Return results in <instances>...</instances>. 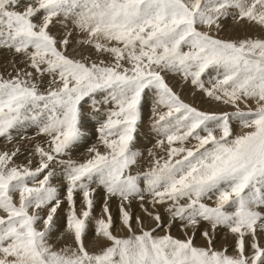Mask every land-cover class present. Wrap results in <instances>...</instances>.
<instances>
[{
    "label": "snow or ice",
    "instance_id": "1",
    "mask_svg": "<svg viewBox=\"0 0 264 264\" xmlns=\"http://www.w3.org/2000/svg\"><path fill=\"white\" fill-rule=\"evenodd\" d=\"M0 59V264H264V0H0Z\"/></svg>",
    "mask_w": 264,
    "mask_h": 264
},
{
    "label": "rangeland",
    "instance_id": "2",
    "mask_svg": "<svg viewBox=\"0 0 264 264\" xmlns=\"http://www.w3.org/2000/svg\"><path fill=\"white\" fill-rule=\"evenodd\" d=\"M242 30H240V32L238 31V33L237 34H235L234 35V32H232V33H230V32H227V33H225L224 35L225 36H231V37H236V36H240V35H243V31L241 32ZM240 33V34H239ZM1 62H0V65H3V59H1L0 60ZM0 69L1 70H3L2 69V67H0ZM168 79H169V82L170 83H175V81L176 80H178V78L177 77H173V76H171V75H169V77H168ZM175 87H176V90L178 91V92H180V94H181V96H182V98L186 101V102H188V103H191V104H194L195 106H197V107H200V108H203V109H207V108H205V106L206 105H208V106H210V104H209V102L207 101V99L206 98H204V97H202V95L200 94V93H196L195 95H193L192 94V89L190 88V87H188V86H185V87H183V88H181L180 87V85L179 84H175ZM204 99V100H203ZM204 101V102H203ZM203 102V103H202ZM203 104V105H202ZM211 107H215V104L213 103V104H211ZM149 116H150V112L148 111V109L147 108H145V111H144V125L142 126V128H141V132H145V131H147V128H148V125H149ZM239 126L238 125H234V131H236V132H239ZM91 142H93V141H91ZM155 141L153 140L152 141V143H154ZM0 143H2V142H0ZM147 143V142H146ZM152 143H147V147H151L152 146ZM137 147H142V145H137ZM159 154V153H158ZM77 155H79V153H77ZM99 200H100V197L98 196L97 197V212H96V214L98 215L99 214ZM138 211V210H137ZM113 212L115 213V203L113 204ZM175 232V233H174ZM173 235H181V234H179V232L177 231V229H173ZM220 237H221V239H222V237H223V233H221L220 234ZM196 242L197 243H201V239H200V237L199 236H197L196 237ZM218 243H219V241H218Z\"/></svg>",
    "mask_w": 264,
    "mask_h": 264
},
{
    "label": "bare ground",
    "instance_id": "3",
    "mask_svg": "<svg viewBox=\"0 0 264 264\" xmlns=\"http://www.w3.org/2000/svg\"><path fill=\"white\" fill-rule=\"evenodd\" d=\"M238 31L240 32V30H237V31L234 32V35L237 34ZM241 32H242V31H241ZM230 33H232V32H230ZM232 34H233V33H232ZM239 34H240V33H239ZM234 37H235V36H234ZM0 60H1V59H0ZM0 62H1V61H0ZM3 63H4V61H3ZM0 71H2V70L0 69ZM203 100H204V99H203ZM203 102H204V101H203ZM203 102H202V103H203ZM202 105H203V104H202ZM209 107H211V105H210V106H208V105L205 106V108H207V109H208ZM93 142H94V140H93ZM113 204H114V203H113ZM174 233H175V232H174ZM179 234H180V233H179Z\"/></svg>",
    "mask_w": 264,
    "mask_h": 264
}]
</instances>
